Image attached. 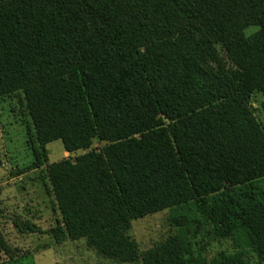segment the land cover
Instances as JSON below:
<instances>
[{"label": "trees", "instance_id": "obj_1", "mask_svg": "<svg viewBox=\"0 0 264 264\" xmlns=\"http://www.w3.org/2000/svg\"><path fill=\"white\" fill-rule=\"evenodd\" d=\"M20 92L43 157L101 143L47 167L54 241L116 263L264 264L248 105L264 94V0H0V98ZM164 210L175 233L141 250L131 222ZM215 241L232 252L208 258Z\"/></svg>", "mask_w": 264, "mask_h": 264}, {"label": "rangeland", "instance_id": "obj_2", "mask_svg": "<svg viewBox=\"0 0 264 264\" xmlns=\"http://www.w3.org/2000/svg\"><path fill=\"white\" fill-rule=\"evenodd\" d=\"M256 29L251 27L245 34ZM263 104L264 94L256 92L250 96L248 105L262 125ZM100 146L101 143L94 142L88 150L68 154L61 141L56 140L46 145L43 157L35 142L23 94L0 98V264H130L99 256L84 240L66 238L57 243L51 235L60 215L47 177L48 165L74 159ZM36 158L42 162L37 167ZM170 216L164 210L133 220L127 234L141 250L154 248L175 233ZM221 250L232 252L231 243L210 242L204 253L211 258Z\"/></svg>", "mask_w": 264, "mask_h": 264}]
</instances>
